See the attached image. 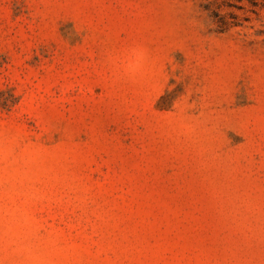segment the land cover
<instances>
[{
	"label": "rangeland",
	"instance_id": "1",
	"mask_svg": "<svg viewBox=\"0 0 264 264\" xmlns=\"http://www.w3.org/2000/svg\"><path fill=\"white\" fill-rule=\"evenodd\" d=\"M0 264H264V0H0Z\"/></svg>",
	"mask_w": 264,
	"mask_h": 264
},
{
	"label": "trees",
	"instance_id": "2",
	"mask_svg": "<svg viewBox=\"0 0 264 264\" xmlns=\"http://www.w3.org/2000/svg\"><path fill=\"white\" fill-rule=\"evenodd\" d=\"M249 1H251V0H249Z\"/></svg>",
	"mask_w": 264,
	"mask_h": 264
}]
</instances>
